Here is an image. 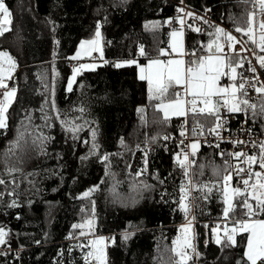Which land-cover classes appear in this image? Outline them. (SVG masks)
<instances>
[{
    "label": "trees",
    "instance_id": "trees-1",
    "mask_svg": "<svg viewBox=\"0 0 264 264\" xmlns=\"http://www.w3.org/2000/svg\"><path fill=\"white\" fill-rule=\"evenodd\" d=\"M177 3L210 10L216 21L234 32L244 24L250 4L243 0H5L12 23L10 31L0 36V50L15 61L8 85L16 93L7 112L8 127L0 130V179L5 181L0 184V226L8 233L7 243L0 245V264H86L88 240L73 228L85 213L93 219L95 234L112 238L106 245L107 264H175L173 241L187 219L178 203L182 183L190 189L186 201L192 199V244L198 253L190 251L195 258L189 264H245V232L234 234L235 244L227 235L220 244L212 237L214 226L247 217L236 197L233 211L224 216L225 156L219 147L200 146L186 176L176 160L184 116L165 121L155 107L160 100L150 98L136 66H115L122 60L143 63L168 47L173 28L167 19ZM97 24L101 62L80 70L68 91L74 67L69 65L70 56L82 39L92 37ZM195 29L188 25L183 31L187 58L193 53L197 60L200 53L209 52L207 45L217 34L215 24L203 34ZM141 45L145 56L139 55ZM249 102L257 105L255 117L251 111L235 114L245 116L252 129L264 130V115L259 114L264 97ZM198 119L214 120L205 114ZM72 125L80 130L73 133ZM93 131L99 146L95 154ZM19 133L23 141L8 154ZM105 154L110 155L107 175L99 159ZM201 185L214 187L207 193ZM97 186V191L84 196ZM229 186L234 188L232 183ZM125 233L130 234L127 240Z\"/></svg>",
    "mask_w": 264,
    "mask_h": 264
},
{
    "label": "snow or ice",
    "instance_id": "snow-or-ice-1",
    "mask_svg": "<svg viewBox=\"0 0 264 264\" xmlns=\"http://www.w3.org/2000/svg\"><path fill=\"white\" fill-rule=\"evenodd\" d=\"M246 4H252L253 8L246 14V20L243 25L237 26L235 28L236 33H240L247 37V40L238 39L237 36L233 35L231 32L225 31V29L216 26L217 41L222 35L226 39V44L231 52H225V45H222L216 41L210 42L207 47L210 55L206 57H200L197 60L191 61L190 63L196 65L194 68L182 69V60H168L162 61L160 59L150 60L147 67H141L140 69V79L147 80L149 85V95L150 98L160 100L161 103H157L155 107L158 110L163 111V118L165 121L169 119V114L177 116H186L187 111L192 113L205 114L212 116L215 121V126L208 131L210 133H215L219 139H223L220 136L218 129H222L226 121L221 115V107L225 108L228 113H245L246 115L251 111L253 117L257 113V105L249 103L248 99H242L241 97H247L249 89L254 90L256 93L264 96V82L259 80V75L257 74L256 65L253 64L252 59L249 58L248 53L255 58L256 64L260 68H264V0H243ZM181 13H185L184 8H180ZM187 16H193V13H185ZM179 19L181 25L184 24L182 18ZM198 19L204 20L203 17H198ZM207 23V21H204ZM11 12L5 4V0H0V36L4 35L5 32L10 31L11 25ZM200 31L199 28L195 29ZM182 35V33L173 31L171 36L176 38ZM96 39L82 41L81 48L84 50L85 55H91L92 52L101 51L100 40L101 32L100 25L97 24V29L95 32ZM251 43L260 49V53H257L255 48H247L246 44ZM87 45L88 47H85ZM237 45L240 46V51H236ZM179 47V42L172 44V50L176 51ZM214 49V51H213ZM165 53L164 49L160 50V54ZM139 55L145 56L143 45L140 46ZM80 56V52L77 53L72 59H77ZM8 63L10 68H15L14 59L7 52H0V89H5L2 93L3 99L0 100V130H5L8 127V108L11 105L13 98L15 97L16 89L9 88L7 84L4 83V68L3 64ZM126 65L136 64V60H128L123 62ZM249 65L248 71H250L253 76L251 78H244L242 73H238V68H243L244 64ZM166 65V66H165ZM116 67H121L120 63L115 65ZM92 65H81V68H90ZM80 71L79 68L73 69V76L68 82V91H72V84L75 80L76 74ZM228 76L232 81L229 85L222 86L220 80L222 77ZM239 77V83L237 84V79ZM259 84V86H257ZM177 85H183L185 91L190 95V100H182L179 98V93L174 94V98L167 104L163 103L162 100L166 98L170 88H174ZM215 98V99H214ZM190 105V107L185 109V105ZM199 105H203L199 107ZM219 105V107H218ZM55 105L53 104V107ZM83 111V109H81ZM143 112V109L140 110ZM259 114L264 115V102L261 103L259 107ZM143 119V117H142ZM66 123H70L67 122ZM70 130L73 133L78 132L80 129L78 126L72 125ZM193 136L203 135L202 132H198L197 128L192 129ZM181 135H185L181 132ZM93 144L92 150L95 154L98 150V144L95 143L96 132H92ZM23 133H19L17 140L10 145L8 149V154H13L14 149L20 146L21 141H23ZM47 139V138H45ZM155 139V138H153ZM165 140L169 137L165 136ZM183 143V141H181ZM233 144L239 145L247 143L245 141H232ZM254 148H258L257 155H249L246 152L234 151L232 153H220L221 156L228 155L237 160H242V163H247L248 167L244 168L240 165H229L225 162V170L231 168L234 170L236 176L241 178L243 184V189L241 187H234L231 189V193L228 191V185L233 179L232 172H228L227 175L222 177L223 185L222 192L225 197V204L227 207L224 209V215L227 217L233 211L232 198L236 197L238 203L246 209L245 215L249 217L251 222L239 221V230L248 233L247 248L244 253L246 258L245 264H264V220L255 219L259 214L264 213V141H261L259 145L255 142H251ZM121 145H124L123 139L121 140ZM139 148V146H137ZM219 147V144L216 145ZM188 148L191 151L182 150L176 154V160L179 166L185 169V175L187 176V169L190 167L191 163L194 161L189 160V156H195L199 148V142H192ZM181 156L183 157L181 159ZM147 152L145 151V165H147ZM99 159L105 163L106 175L108 174V168L110 167V155L105 154L100 156ZM258 165L259 171H254L253 166ZM201 168L204 166L201 165ZM9 172L15 171V169H9ZM144 169L138 170L136 172L137 176H140ZM247 174V179H244L242 174ZM255 177V182L250 184V181ZM5 183L4 180L0 179V184ZM163 183V181H160ZM213 186L201 185L200 190L204 192L207 189V193H211ZM252 191L248 192V188ZM99 186L89 189L88 192L84 193V196H89L92 192L97 191ZM145 188H151L150 185H145ZM180 199H179V209L183 211L186 215L190 211L189 205L185 202L190 194V189L186 187L185 184L180 185ZM205 193V198L207 196ZM254 201L255 203H251ZM189 225L183 227L185 236L182 240L173 241L172 252L178 259L175 260V264H189L190 261L194 260V255H189L188 249H191L195 255V247L188 239L187 232L189 230ZM87 225L91 228L92 220L87 221ZM84 225H73V228H83ZM215 231V230H213ZM237 232L236 228L231 229V234L227 235V240L231 244H235L234 234ZM81 236L85 235V232L81 231ZM8 233L5 229L0 226V245L7 243L6 237ZM130 238L129 233L123 235V239L127 240ZM112 239V238H109ZM104 237H99L98 239L89 241L91 245V251L86 254V264H107V254L106 245L103 243ZM217 244L221 243L218 238L216 240ZM90 258V259H89Z\"/></svg>",
    "mask_w": 264,
    "mask_h": 264
},
{
    "label": "built area",
    "instance_id": "built-area-1",
    "mask_svg": "<svg viewBox=\"0 0 264 264\" xmlns=\"http://www.w3.org/2000/svg\"><path fill=\"white\" fill-rule=\"evenodd\" d=\"M180 8H184L185 9V13L187 12H191L193 13V16H187L185 13H181L179 11ZM253 8L252 4H249L248 6V11H251ZM182 18L184 20V24L181 25L179 23V19L177 18ZM198 17H203L204 20L198 19ZM207 21V23H205L204 21ZM167 24L168 26L172 29H183L185 30L186 27L188 25H193L196 29L199 28L200 31H197V33L199 34H203L207 31V28H209L212 24H215L216 26H219L223 29H225V31L227 32H231L233 35L237 36L238 39H242V40H247V37L245 36H241L238 35L237 33H235L231 28H229L228 26H226L225 24L216 21L213 17L212 14L210 12V10L206 9L204 11H199L196 9H193L187 5H185L184 3H177L176 5H174V8L171 11V15L169 16V18L167 19ZM217 38V36H216ZM216 42L225 45V52H229V54L231 55L230 50L227 47L226 44V39L221 35L219 40L217 41V39L215 40ZM245 47L247 48H255L257 53H260V49L258 47H256L255 45L251 44L250 42L248 44L245 45ZM236 51H240V46L237 45L236 47ZM185 56H188V49L185 48ZM262 55H264V53H260ZM98 55L96 53H93L91 55H89L87 58L88 60H94ZM249 58L252 59V62L254 65H256L257 68V74L259 75V80L261 82H264V68H260L258 64H256L255 58L251 56V53H248ZM76 62H69V65H75ZM249 65L247 63L244 64L243 68H238L237 72L238 73H242L244 78H251L253 76V74L248 71ZM239 83V77L237 79V84ZM257 86H259V84H257ZM174 91H176L177 93H179V95L183 94L184 91V87L183 86H175ZM260 97H264L258 93H256L254 90L249 89L248 95L247 97H243L244 99H248L249 101L251 100H256ZM199 113H192V112H187V115L183 117V121L182 124H180L182 132L185 133V135H181L177 142H176V154L181 152L182 150H187V151H191L190 148H188V146L194 142V141H198L199 142V147L203 146V145H210V146H215L217 144H219V153H224L225 149H226V153H232L234 151H242V152H246L249 155H257L258 154V148H254L252 146L251 142H255L257 145H259V143L261 141H264V130H255L251 128V125L248 122V119L245 116H237L235 113H228L227 110L225 108H221V115L223 117V119L226 121V123L224 124L222 129H218L217 131L220 132V136L223 137V139H219L215 133H210L208 130L213 128L215 126V121L213 120L212 122H207L204 123L203 121H201L199 118ZM197 128L198 132H202L203 135H196L193 136L192 134V129L193 128ZM236 140H240V141H245L247 143H243V144H233L232 141H236ZM181 141H183V143H181ZM225 158V162L227 161L229 165H240L241 167L247 168L248 165L247 163H242V160H237L233 157H230L228 155H224ZM183 157L181 156V159ZM189 160L190 161H195V156H189ZM193 163H191L192 165ZM253 170L254 171H259V167L258 165H254L253 166ZM228 172H232L233 175V179L229 184H233L234 187H241L243 189V184L241 182V178L236 176L235 172L233 169L229 168L226 172V175L228 174ZM244 179H247V174L244 173L242 174ZM255 182V177H253V180L250 181V184ZM252 189L249 187L248 188V192H251ZM223 222H219L218 225H222Z\"/></svg>",
    "mask_w": 264,
    "mask_h": 264
},
{
    "label": "rangeland",
    "instance_id": "rangeland-1",
    "mask_svg": "<svg viewBox=\"0 0 264 264\" xmlns=\"http://www.w3.org/2000/svg\"><path fill=\"white\" fill-rule=\"evenodd\" d=\"M173 31L180 32V33H182V35L174 38V37L171 36V33ZM95 32H96V30L94 31V34L92 35V37L90 39L89 38L88 39H82L78 43V45L76 46V49H75L74 53L70 56V60L76 62V64L74 65V67H72V73H71V75L68 78L67 85H66V89H68V82H69V80L73 76V69L74 68H79L80 70L93 69V68H95L101 62L100 61L102 59V43H101V37L99 38L101 51L94 52V53H96L98 55V57L95 58L94 60H88V58H87L88 55H85L84 54V50L81 48V42L82 41H88V40L96 39ZM177 40L179 42V47H178V49L176 51H173L172 50V44L175 43V42H177ZM85 47H88V46L85 45ZM163 49L165 50V53L163 55H161L160 52H159V54L157 56L150 57V58L146 59V61L143 62V63H139L136 60L137 63L134 64V65L136 66V74H137L138 77H140V69H141V67H147L148 64H149V61L150 60H154V59H160V60L165 61V62L168 61V60H182L184 63H183V65H181V67L184 70H186L187 68H194L196 66V65L190 63L191 61H194V56H193L194 54L193 53H191V55L188 58L185 56L186 54H185L184 31H183V29H172V30H170L169 31L168 47L163 48ZM0 52H7V51L0 50ZM78 52H80V56L77 59H72V57H75ZM210 54H211L210 52L200 53L198 55V58H200V57H206V56H208ZM124 61H128V60H122V61H119L118 63H120L121 65H124V63H123ZM81 65H92L93 67H90V68H81ZM15 67H16V64H15ZM3 68H4V83L8 85L9 81L13 77L15 68L14 69L10 68L9 64L6 63V62L3 64ZM145 81L147 82V80H145ZM230 83H232V81L229 79L228 76L222 77L221 80H220V84L222 86L229 85ZM147 84H148V82H147ZM180 86H183V85H180ZM8 87L9 88H12L9 85H8ZM148 87H149V85H148ZM4 91H5V89L2 90V93ZM176 93L177 92L174 91L173 88H170L169 91H168V93L166 94V98L163 99L162 102L165 103V104L169 103L174 98V94H176ZM179 98L182 99V100H190L191 99L190 95L185 91V88H184L183 94L182 95H179ZM241 98L244 99L243 97H241ZM2 99H3V95L1 94L0 95V100H2ZM157 103H161V101H159ZM202 106L203 105H199V107H202ZM189 107H190V105H187V104L185 105L186 111H187V109ZM218 107H219V105H218ZM221 108H223V107H221ZM187 112H191V111H187ZM161 113L163 115V111H161ZM171 116H177V115H173V114L170 113L169 114V117H171ZM232 188L233 187H231V186L228 185V191H229V193H231V189ZM191 201H192V199H190V203H188L187 201H185L187 204H189L190 211L187 214V219L184 221L183 224H181V226H180V228L178 230L177 236L175 237L174 241H178V240H182L183 239V237L185 236V232L183 230V227L186 226V225H189V222H191L190 223V226H189V230L187 232V236H188V239L192 243V238H193V220H192V214H191V212H192V203H191ZM223 201H224V209H225V207H227V205L225 204V197H224V195H223ZM255 219L264 220V216L263 217L256 216ZM88 220H92L91 228H89V226L87 225V221ZM239 221L251 222L249 220V217H246V218L238 219L236 221V224H229V223H227V220H225V225L223 227H216V226H214V228H212V237L215 240V242H216V240L218 238L220 239L224 235L231 234V229H233V228H236L237 229V232L236 233H241L242 231L239 230V223H238ZM78 225H84L83 228H79V235H81L80 234L81 231L85 232V235L84 236H81L80 238L81 239L87 238V240H88L87 243H86V245L88 246L87 247V250H86V254L89 251H91V245L89 244V241H91V240L98 239L99 237H104L105 240L103 241V243L105 245H107L109 239L105 235H100V234L98 235V234H95L94 233V229H93L94 228V223H93V219H92V217L90 216L89 213H85V214H82L81 216H79V223H78ZM213 230H215V231H213ZM246 234H247V239H246V244H245V251H246V248H247V240H248V235H249L248 233H246ZM80 244H83V243H80ZM190 251H191V249H188V253H190Z\"/></svg>",
    "mask_w": 264,
    "mask_h": 264
},
{
    "label": "crops",
    "instance_id": "crops-1",
    "mask_svg": "<svg viewBox=\"0 0 264 264\" xmlns=\"http://www.w3.org/2000/svg\"><path fill=\"white\" fill-rule=\"evenodd\" d=\"M94 53V52H93ZM93 53H91V54H93ZM89 56V55H88ZM2 90V89H1Z\"/></svg>",
    "mask_w": 264,
    "mask_h": 264
},
{
    "label": "water",
    "instance_id": "water-1",
    "mask_svg": "<svg viewBox=\"0 0 264 264\" xmlns=\"http://www.w3.org/2000/svg\"><path fill=\"white\" fill-rule=\"evenodd\" d=\"M213 51H214V49H213Z\"/></svg>",
    "mask_w": 264,
    "mask_h": 264
}]
</instances>
